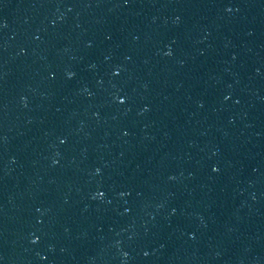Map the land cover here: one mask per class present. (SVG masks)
<instances>
[{
	"label": "water",
	"instance_id": "water-1",
	"mask_svg": "<svg viewBox=\"0 0 264 264\" xmlns=\"http://www.w3.org/2000/svg\"><path fill=\"white\" fill-rule=\"evenodd\" d=\"M0 264H264V0H0Z\"/></svg>",
	"mask_w": 264,
	"mask_h": 264
}]
</instances>
